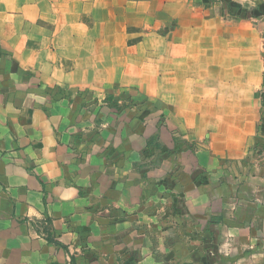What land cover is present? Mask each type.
Instances as JSON below:
<instances>
[{
	"label": "crops",
	"instance_id": "obj_1",
	"mask_svg": "<svg viewBox=\"0 0 264 264\" xmlns=\"http://www.w3.org/2000/svg\"><path fill=\"white\" fill-rule=\"evenodd\" d=\"M154 22L173 25L156 35L158 114L181 146L145 152L163 131L139 120L125 146L77 148L49 90L95 82L81 48L146 64ZM263 51L258 24L192 0H0V264H264Z\"/></svg>",
	"mask_w": 264,
	"mask_h": 264
},
{
	"label": "rangeland",
	"instance_id": "obj_2",
	"mask_svg": "<svg viewBox=\"0 0 264 264\" xmlns=\"http://www.w3.org/2000/svg\"><path fill=\"white\" fill-rule=\"evenodd\" d=\"M196 8H207L212 11L214 18L225 19L231 23L245 22L247 24H258L262 30L264 39V0H192ZM81 22L87 24L90 19L83 14ZM166 25V24H165ZM157 25L150 23L152 29L149 41L150 47L147 49L149 62L146 64L138 63V53H128V49L118 47L116 49L101 48L99 60L93 59L92 49H80L81 76L85 77L84 67H93V84L80 86V89L63 88L56 86L49 90L52 99L63 102L69 106L68 116L75 130V146L85 149L88 145H96L99 150L104 142L109 141L110 146L119 144L125 146L131 143L132 136L144 131L139 120L152 121L155 128L151 131V137L143 140V148L147 153H157L160 150L170 152L174 148L180 147V138L174 129L168 126L166 115L158 114L157 89L159 84L168 81H158L156 78L157 65L155 63L157 48L156 38L158 30L165 29L170 39H172L173 25ZM109 37L111 33H104ZM111 41V40H110ZM117 41H121L120 38ZM131 50V49H129ZM264 53V51H263ZM114 59H116L114 61ZM196 70L201 71L202 65L196 64ZM219 68V67H218ZM204 71V68L201 72ZM146 75L145 79H133L129 75ZM92 80L84 81L91 82ZM209 87H217L218 80H209ZM197 89L205 88L206 81L199 75L193 81ZM162 87V85H161ZM139 91H143L140 94ZM259 97L262 105L261 124L258 130V146L254 149L252 166H264V86L260 90ZM203 96H200L202 98ZM74 106L73 108L71 106ZM134 120L133 126L125 127L128 121ZM85 123H82V122ZM165 126V129L161 128ZM167 143H163L161 140ZM170 143V144H169Z\"/></svg>",
	"mask_w": 264,
	"mask_h": 264
}]
</instances>
